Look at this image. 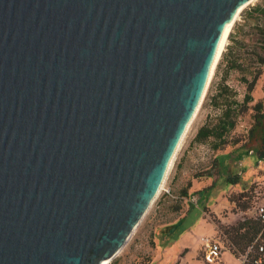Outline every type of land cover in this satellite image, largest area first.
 <instances>
[{
  "label": "water",
  "instance_id": "1",
  "mask_svg": "<svg viewBox=\"0 0 264 264\" xmlns=\"http://www.w3.org/2000/svg\"><path fill=\"white\" fill-rule=\"evenodd\" d=\"M252 1L0 0V264L123 250Z\"/></svg>",
  "mask_w": 264,
  "mask_h": 264
},
{
  "label": "rangeland",
  "instance_id": "2",
  "mask_svg": "<svg viewBox=\"0 0 264 264\" xmlns=\"http://www.w3.org/2000/svg\"><path fill=\"white\" fill-rule=\"evenodd\" d=\"M260 3H264V0H253L246 5L236 22L242 20L243 12ZM245 30H248V26L245 27ZM229 42L228 36L225 47ZM218 63L213 71L204 99L179 151H182L194 139L203 124L213 122L220 113V109L211 102V96L216 92L217 83L225 75L223 68L218 67ZM240 75L237 71L230 72L226 83L237 90V99L242 101L247 87L241 81ZM252 95L254 99L249 103V106L258 101H262L264 105V72ZM253 113L254 110L249 108L241 115L238 125L231 135L232 139L242 138L245 140L247 138L248 130L253 123ZM242 142L240 141L235 146H227L226 150L217 155L216 163L209 174L210 186L192 193L185 214L177 222L157 233L155 255L148 261V264H202L203 246L199 243L198 237L205 234L214 235L215 231L222 235L225 228L233 227L240 222L239 206L236 205V202L231 201V198L249 188L254 179H264V160H261L255 151L232 150ZM215 153L216 151L213 152L209 149L208 143L196 142L180 178L173 180V169L169 171L164 188L162 187L143 221L121 251L120 257L129 255V262H135L142 260L147 253L151 252L150 238L154 236L155 229L182 214L181 211H172L173 206L180 204L179 200H183V198L180 199L182 188L189 181L195 179L192 182L193 187L187 188V191L189 190L188 194L190 195L195 190L197 179L205 176V167L210 165ZM236 176L238 180L234 183L231 182L230 178ZM168 190L170 193L167 192ZM249 214L247 207L244 215L248 217ZM221 261L226 264H238V261L228 250L222 253Z\"/></svg>",
  "mask_w": 264,
  "mask_h": 264
},
{
  "label": "trees",
  "instance_id": "3",
  "mask_svg": "<svg viewBox=\"0 0 264 264\" xmlns=\"http://www.w3.org/2000/svg\"><path fill=\"white\" fill-rule=\"evenodd\" d=\"M246 26H248V30H245ZM229 40L230 42L223 50L218 63V67L223 68L225 75L217 83L216 92L211 96L212 104L220 109V113L213 122L203 124L198 129L194 141L197 143L209 142L211 148L216 152L224 151L227 146H235L243 141L232 150L255 151L259 158L264 160V105L262 101H258L249 106V103L254 99L252 92L264 72V3L257 4L243 12L242 20L236 22L232 28ZM232 71L239 72L241 81L246 84L247 90L242 101L237 99V90L226 83L227 77ZM249 108H252L254 113L247 138L245 140L242 138L232 139L231 135L237 127L241 115ZM237 180V176L230 178L233 183ZM191 186L192 183L189 181L182 188V195H188L187 188ZM250 197V190L247 188L234 195L231 201L236 202L239 208L245 210L249 207ZM174 208L180 210L181 204H176L173 206ZM256 227V223L249 219L244 222L240 221L233 227L225 228L223 233L227 234L236 247L235 251H243L253 238ZM203 264L208 263L204 262Z\"/></svg>",
  "mask_w": 264,
  "mask_h": 264
},
{
  "label": "built area",
  "instance_id": "4",
  "mask_svg": "<svg viewBox=\"0 0 264 264\" xmlns=\"http://www.w3.org/2000/svg\"><path fill=\"white\" fill-rule=\"evenodd\" d=\"M164 188V185L162 186ZM249 216L245 217V210L239 208L240 221L252 219L257 227L251 241L243 251H235L227 234H219L201 237L203 246V260L208 264H222L221 257L225 250H228L238 261V264H264V179H254L250 188ZM170 193V190L167 191ZM244 215V216H243Z\"/></svg>",
  "mask_w": 264,
  "mask_h": 264
},
{
  "label": "crops",
  "instance_id": "5",
  "mask_svg": "<svg viewBox=\"0 0 264 264\" xmlns=\"http://www.w3.org/2000/svg\"><path fill=\"white\" fill-rule=\"evenodd\" d=\"M196 135V134H195ZM195 138V137H194ZM195 141H194V139H192L190 142H189V144L187 145V146H185V148L181 151H179L178 153H177V156H176V158H175V161H174V164H173V166H172V168L171 169H173V180H177L178 178H180V175L183 173V169H184V167H185V165H186V162H187V159H188V157L190 156L189 154L192 152V150L194 149V146H195ZM208 146H209V149H211L213 152H215L212 148H211V146H210V144H209V142H208ZM182 149V148H181ZM222 151H218V152H216L215 153V155L213 156V160H212V162L210 163V165H208V166H206L205 167V169H206V172H205V176H202V177H200V178H198L197 180V183H195L196 184V186H195V190L193 191V192H191V194L189 195H186V196H184V195H181L180 196V199H182L183 198V200H179L180 201V204H181V208H180V210H175V208L174 209H172V211H175V212H179V211H181L182 212V214L178 217V218H176V219H174V220H172V221H168V222H166L165 224H162L159 228H156L155 229V234H154V236L153 237H151L150 238V242H151V252L150 253H147V255H145L143 258H142V260H136L135 262H129V255H127L126 257H120L119 255L122 253V252H120L114 259H112L111 261H110V263L109 264H148V261H150L153 257H154V255H155V250H156V246H157V233L159 232V231H161V230H163L165 227H167V226H170L172 223H174V222H177L184 214H185V212H186V210H187V204H188V202H189V200H190V197H191V195H192V193H195V192H198V191H200V190H203V189H205V188H207V187H209L210 186V184H209V174H210V172H211V170H212V168L214 167V165H215V163H216V157H217V155L219 154V153H221ZM213 166V167H212ZM212 167V168H211ZM193 180H195V179H192L191 180V183L193 182ZM207 184V185H206ZM193 185V184H192ZM200 185H202L201 187H200ZM191 187H193V186H191ZM205 235H208V236H210L209 234H205ZM205 235H201L200 237H198V241H199V243H201V237L202 236H205ZM202 244V243H201ZM124 249V248H123ZM203 250V249H202ZM120 257V258H119ZM201 258H202V256H201ZM223 264H226V263H224V262H222ZM202 264H203V260H202Z\"/></svg>",
  "mask_w": 264,
  "mask_h": 264
},
{
  "label": "bare ground",
  "instance_id": "6",
  "mask_svg": "<svg viewBox=\"0 0 264 264\" xmlns=\"http://www.w3.org/2000/svg\"><path fill=\"white\" fill-rule=\"evenodd\" d=\"M243 10V7L242 8H240L239 10H238V13H237V15H236V17H235V20H237L238 18H239V16H240V13H241V11ZM234 22V20L227 26V28H226V31H225V33H224V36H223V39H222V41H221V44H220V49H219V53H218V60H219V58H220V55H221V53H222V51H223V49L225 48V44H226V42H227V38H228V34H229V32L232 30V28H233V23ZM217 61V60H216ZM218 62V61H217ZM217 64V63H216ZM216 66V65H215ZM215 66H214V68H213V70H212V74H213V71H214V69H215ZM212 74H211V77H212ZM211 77H210V80H211ZM210 83V82H209ZM109 262L110 261H105L104 262V264H109Z\"/></svg>",
  "mask_w": 264,
  "mask_h": 264
}]
</instances>
